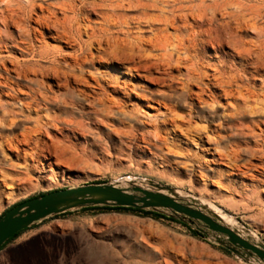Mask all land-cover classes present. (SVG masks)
<instances>
[{
	"label": "rangeland",
	"instance_id": "1",
	"mask_svg": "<svg viewBox=\"0 0 264 264\" xmlns=\"http://www.w3.org/2000/svg\"><path fill=\"white\" fill-rule=\"evenodd\" d=\"M120 3L122 5L114 13L122 17L121 26H130V29L135 30V26H165L158 20L138 23L136 17L143 11L150 17H171L170 8L161 4L160 0H132L133 6L129 5V0H122ZM182 6L185 8L179 13L182 17L177 20L178 25L213 26L214 29H219L220 40L215 33L199 49L201 60L209 63V69L206 70L211 82V69L218 66L217 58L225 55L226 75L230 66L231 73L242 78L241 84L234 83L232 89L239 88L243 92L248 89L260 91L258 93L264 97V0H182ZM105 11H108L106 7L94 8L92 0L85 3V12L93 23L98 22L101 13ZM0 27V51L4 55L24 59L33 57L32 53L21 51L10 39L2 40L1 36L4 38L6 32ZM148 29L150 28H145L147 33ZM9 31L15 34L11 28ZM233 32L235 37L231 36ZM50 43L56 42L50 40ZM173 54L175 57L184 56L176 51ZM33 59L36 62L31 66L30 75L17 77L13 74L10 82L6 80L9 75L0 67V81L3 82L0 90L14 93L10 86L12 89L20 88L25 91L34 89L48 96L63 97L68 101L67 104L73 101L63 107L56 98L49 102L37 100L42 113L70 112L86 122V129L79 132L68 131L72 128L71 125L59 123L57 127L64 131L53 132L59 138L54 153L44 149L29 160L0 161L2 171L9 176L7 182L11 183L8 189L0 180V215L14 204L48 191L137 177L175 187L184 196H194L229 211L264 240L262 136L254 137L238 133L235 129L230 131L223 128L222 124L225 125L226 120L230 119L221 116V107L214 113L213 102L210 100L207 103L196 101L192 104L186 89L180 90L181 93L172 92L160 97L155 95L160 93L159 86L149 82L141 84L145 89L136 90L150 99L136 115L112 114L107 121L93 120L96 114L88 110L87 100L77 95L74 89L67 90L58 85L53 72L49 71L51 57L36 55ZM126 65L127 62L114 57L97 56L76 72H95L96 75L105 74L109 78L108 73L113 70V74L117 72L122 77H128L129 70L124 68ZM108 66L111 68L109 71ZM33 69L37 70L36 77L32 73ZM154 74L161 76V84L171 82L168 74H162L158 70H154ZM172 74L178 77L174 80V85H177L178 80L186 82L178 71ZM215 90L218 91L215 87L210 88V91ZM210 91L205 94L206 99ZM178 94L180 96L177 97ZM1 103L9 108L20 105L18 100L11 99ZM166 105L173 106L181 117L187 116L184 122L163 124L162 115L167 111L164 108ZM258 119L264 120V113L248 111L243 118H237L234 122L248 124L251 120ZM33 124L32 116L28 125ZM17 128L9 121L0 119L2 136H13L18 131ZM204 128L208 131H202ZM214 128L218 135L220 133V138H216L211 132ZM208 136L215 139L208 142ZM209 147L212 149L207 150ZM67 213L72 216L64 217L67 218L64 226L50 227L31 235L21 234L8 242L0 249V264H250L236 252L220 244L211 233L199 231L202 235H195L190 230L195 228L191 225L188 227L181 221L133 211L105 209Z\"/></svg>",
	"mask_w": 264,
	"mask_h": 264
},
{
	"label": "bare ground",
	"instance_id": "2",
	"mask_svg": "<svg viewBox=\"0 0 264 264\" xmlns=\"http://www.w3.org/2000/svg\"><path fill=\"white\" fill-rule=\"evenodd\" d=\"M87 1L89 0H0V26L6 32L4 38L1 36V39H10L16 43L21 51L32 53L33 57L36 55L46 58L51 57L49 71L53 72L54 77L59 82L58 85L67 90L72 88L77 91V95L79 94L81 98L86 99L89 106L88 110L96 114L93 120L107 121L112 114L136 115L144 106V103L150 101L146 95H142L136 90L144 88L141 85L144 82H149L159 86L160 93L155 95L160 97L186 89L192 104H195L196 101L207 103L210 100L213 102V112L216 113L217 109L221 107L223 110L221 116L231 121L226 120V124H222L223 128H228L230 131L235 129L238 133L250 134L254 137L262 136L264 139L263 119L251 120L248 124L234 122L237 118H243L248 111L264 113L263 95L258 93L260 91L256 92L250 89L245 92L239 88L232 89L234 83L241 84L242 78H240V75L232 74L230 66H228L229 72L226 75L227 57L225 55L217 56L218 66L211 69L213 70V82H211L208 70H206L209 69L207 68L209 63L201 60L199 49L200 45L205 44L206 41L209 42L215 36V33L218 38L219 29L216 30L213 26L178 25L177 20L182 17L179 13L185 8V5L182 6V0H160L161 4L170 8L171 17H150L145 11L136 17L138 23H150L158 20L162 21L165 26H135V30L134 28L130 29V26H121L122 17L114 13V10L122 5L120 3L122 0H92L94 8L106 7L108 10L102 12L100 20L95 23L89 20V15L85 12ZM131 2L132 0H129V5L133 6ZM79 14L80 16H78ZM126 22L125 20L124 23ZM146 27L150 28L148 29L149 33L145 31ZM10 28L15 34L9 31ZM231 36L235 37V33ZM50 40L56 43L52 44ZM218 40L220 39L218 38ZM153 51H159V53L154 54ZM173 51L183 53L184 56L176 55L175 57ZM105 55L119 59L124 63L127 62L128 65L124 68L129 70V76L122 77L116 71V74H113L111 73L113 70L109 71L111 69L109 66L107 68L109 78L105 77V74L96 75L95 72L91 74L76 72L88 61L96 59L97 56ZM33 57L30 59L28 57L25 59L11 57L0 51L1 70L9 75L6 80L10 82V76L13 74L17 77L29 76L31 66L36 62ZM154 70H158L162 74H168L171 82L161 84V76H155ZM174 71L181 73L186 82L178 80L176 81L177 85H174V80L178 78L172 74ZM32 73L34 77L37 76L36 69H33ZM205 79H207V82H205ZM11 83L14 84V82ZM2 84L3 82L0 81V85ZM211 87L217 88L218 91H210ZM10 89L14 93L0 90V119L4 122L9 121L13 127H18V131L11 137L0 134L1 162L12 161L13 159L29 160L30 157L39 154L44 149L54 153L59 138L53 132L61 133L64 131V129L57 127L59 123L65 122L71 125L72 128L68 131L79 132L86 129V122L74 117L70 112L42 113L37 102L38 99L49 102L52 98H56L63 107H67L73 101L67 104L68 101L66 102L63 97L58 95L48 96L46 93L34 89L25 91L20 88L12 89L11 86ZM208 91H210V94H208L209 99H206L205 94ZM9 99L18 100L20 105L9 108L1 103L3 100ZM222 100H225V102L222 103ZM164 108L167 111L165 115H162L163 124L182 123L187 118V116L181 117L178 115L171 105H166ZM191 114H189V117H191ZM32 116L34 124L28 125ZM187 121L190 123V119ZM207 128L202 131H208ZM211 132L216 138L221 137L220 133L218 135L217 129L214 128ZM214 139L208 136V142ZM208 149H212V147ZM2 170L0 166L2 173L0 180L9 189L11 184L7 182L9 176ZM221 215L228 224H234V219L226 211H221Z\"/></svg>",
	"mask_w": 264,
	"mask_h": 264
},
{
	"label": "water",
	"instance_id": "3",
	"mask_svg": "<svg viewBox=\"0 0 264 264\" xmlns=\"http://www.w3.org/2000/svg\"><path fill=\"white\" fill-rule=\"evenodd\" d=\"M103 205L162 211L198 231L211 233L250 264H264V240L229 211L184 196L175 187L137 177L56 189L18 203L0 217V248L16 232L47 217ZM221 211L234 219L233 225L224 220Z\"/></svg>",
	"mask_w": 264,
	"mask_h": 264
},
{
	"label": "trees",
	"instance_id": "4",
	"mask_svg": "<svg viewBox=\"0 0 264 264\" xmlns=\"http://www.w3.org/2000/svg\"><path fill=\"white\" fill-rule=\"evenodd\" d=\"M43 194V193H41ZM40 194V195H41ZM24 201V200H23ZM22 202V201H21ZM20 203V202H18ZM18 203L14 204L13 206L17 205ZM12 206V207H13ZM10 207V208H12ZM9 208V209H10ZM9 209H7L6 211H8ZM91 209H105V210H109V211H133V212H138V213H142V214H145V215H151V216H154L156 218H161V217H164V218H169V219H172V220H175V221H180L179 219H177L176 217H173V216H169L165 213H163L162 211H155V210H152V209H137V208H133V207H121V206H107V205H103V206H93V207H85V208H82V210H91ZM4 211L0 217L6 212ZM69 211H65V212H62V213H59L55 216H59V215H62V214H65ZM182 222V221H181ZM185 225H187L188 227H190L187 223H184ZM27 228L25 229H22L18 232H16L11 238H9L7 240V242H5V244L0 248L2 249L8 242H10L11 240H13L16 236H18L22 231L26 230ZM190 230L193 232V234L195 235H202L198 230L196 229H192L190 228ZM223 249H225L226 251L229 252L228 249L222 247Z\"/></svg>",
	"mask_w": 264,
	"mask_h": 264
},
{
	"label": "crops",
	"instance_id": "5",
	"mask_svg": "<svg viewBox=\"0 0 264 264\" xmlns=\"http://www.w3.org/2000/svg\"><path fill=\"white\" fill-rule=\"evenodd\" d=\"M72 211L79 212V211H84V210L75 209V210H72ZM67 215L72 216L71 213H65V214H62V215H59V216H55L54 215V216L47 217V218L43 219L42 221H39L36 224L28 227L26 230L22 231L14 239H17V237H19L21 234H29V235H31V234H36L39 231L47 230L50 227L64 226L65 225V221H67V218H64V217H66Z\"/></svg>",
	"mask_w": 264,
	"mask_h": 264
},
{
	"label": "flooded vegetation",
	"instance_id": "6",
	"mask_svg": "<svg viewBox=\"0 0 264 264\" xmlns=\"http://www.w3.org/2000/svg\"><path fill=\"white\" fill-rule=\"evenodd\" d=\"M26 253V252H25ZM23 254H24V252H23Z\"/></svg>",
	"mask_w": 264,
	"mask_h": 264
}]
</instances>
